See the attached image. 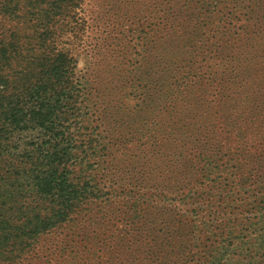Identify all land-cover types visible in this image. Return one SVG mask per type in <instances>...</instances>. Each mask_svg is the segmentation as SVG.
<instances>
[{
	"label": "rangeland",
	"instance_id": "374dc122",
	"mask_svg": "<svg viewBox=\"0 0 264 264\" xmlns=\"http://www.w3.org/2000/svg\"><path fill=\"white\" fill-rule=\"evenodd\" d=\"M26 2L0 0L1 108L62 53L86 192L0 264H264V0H44L49 36Z\"/></svg>",
	"mask_w": 264,
	"mask_h": 264
},
{
	"label": "trees",
	"instance_id": "16d2710c",
	"mask_svg": "<svg viewBox=\"0 0 264 264\" xmlns=\"http://www.w3.org/2000/svg\"><path fill=\"white\" fill-rule=\"evenodd\" d=\"M26 1L27 14L44 26L40 35H51L45 28L48 4ZM61 56L41 60L40 84L21 101L1 108L0 97V244L11 240L15 260L37 250L41 237L60 229L85 199V186L71 174L77 146L69 123L71 85ZM228 228L230 234L237 231Z\"/></svg>",
	"mask_w": 264,
	"mask_h": 264
}]
</instances>
